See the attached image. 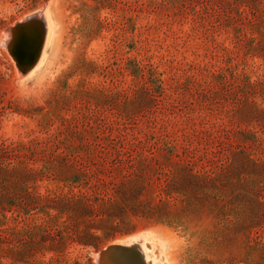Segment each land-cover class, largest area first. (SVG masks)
Segmentation results:
<instances>
[{"label": "rangeland", "instance_id": "rangeland-1", "mask_svg": "<svg viewBox=\"0 0 264 264\" xmlns=\"http://www.w3.org/2000/svg\"><path fill=\"white\" fill-rule=\"evenodd\" d=\"M31 17L54 37L27 77ZM135 236L153 264H264V0H0V264Z\"/></svg>", "mask_w": 264, "mask_h": 264}, {"label": "bare ground", "instance_id": "bare-ground-1", "mask_svg": "<svg viewBox=\"0 0 264 264\" xmlns=\"http://www.w3.org/2000/svg\"><path fill=\"white\" fill-rule=\"evenodd\" d=\"M45 18H46V16H45ZM51 25L53 26V23ZM51 25H50L49 21L43 20L44 34H43L42 42L40 44V48H39V51L37 53L36 59L33 61L32 65L29 66V67L26 64L28 62V58L29 57H28V55H27V53L25 51V48L26 47L30 48V50L33 49V43H31V40H32L34 35H33L32 30H25L24 28H21V29H19L17 31H14L13 33L11 32L12 34H9V37H8L9 38V43L7 44L8 47H9L8 51L10 52V54L13 57L14 61L16 62V64L22 69V71L26 74L27 77L33 76L46 63L47 51H48V48L50 46L51 40L54 37L53 34L51 33V31H52L51 30ZM5 35H7V34H5ZM50 37H52V38H50ZM136 236H135V238H132V240L133 239L134 240L137 239ZM127 239L128 238L126 237V240H118V241L114 242L113 245L114 244H117V245H125L126 244V246H127L129 244L127 242ZM129 240H131V238H129ZM134 240L132 241V242H134L133 244H135V245L137 243L138 244H137V246H134L133 244L132 245L134 246V248H136V250L139 252L140 256L142 257L143 264H153V262H152L153 260L151 261V259L146 254L147 251L149 252L150 247H151V246L147 245V243H146L147 240L145 242L142 240V241H140V243L138 242L139 240H136V241H134ZM135 242H137V243H135ZM147 242H149V241H147Z\"/></svg>", "mask_w": 264, "mask_h": 264}, {"label": "water", "instance_id": "water-1", "mask_svg": "<svg viewBox=\"0 0 264 264\" xmlns=\"http://www.w3.org/2000/svg\"><path fill=\"white\" fill-rule=\"evenodd\" d=\"M21 28L25 30H32L33 38L31 43H33V49L25 48V51L28 55V62L26 63L29 66L32 65L33 61L36 59L37 53L42 42L44 29H43V20L38 17H31L26 19L22 23L15 25L14 31H17ZM16 33V32H15ZM97 264H143L142 257L139 252L134 247H125L120 245H108L105 248H102L96 257Z\"/></svg>", "mask_w": 264, "mask_h": 264}]
</instances>
